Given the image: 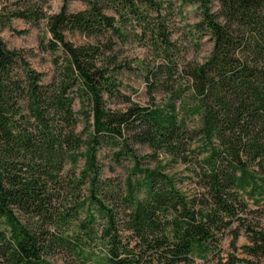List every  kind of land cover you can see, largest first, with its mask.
Returning <instances> with one entry per match:
<instances>
[{
  "label": "trees",
  "instance_id": "obj_1",
  "mask_svg": "<svg viewBox=\"0 0 264 264\" xmlns=\"http://www.w3.org/2000/svg\"><path fill=\"white\" fill-rule=\"evenodd\" d=\"M50 1L0 0L54 65L0 36V264H264V0Z\"/></svg>",
  "mask_w": 264,
  "mask_h": 264
},
{
  "label": "rangeland",
  "instance_id": "obj_2",
  "mask_svg": "<svg viewBox=\"0 0 264 264\" xmlns=\"http://www.w3.org/2000/svg\"><path fill=\"white\" fill-rule=\"evenodd\" d=\"M65 0H51L48 10L52 13L58 12L62 5L64 4ZM172 1H180V0H172ZM69 9L71 11H80L86 7V5L80 0H69ZM188 17L190 21H194L197 19L196 8L193 6L187 7ZM26 30V32L22 33V31ZM45 32V25L42 23L40 26H33L30 23L25 22L24 20L17 19L13 22L11 28L3 29L0 32V36L6 42L8 48L16 49L22 51L31 65L39 70L42 71L48 76H51L54 72V65L52 62V55L49 52H44L40 48V37ZM68 38L74 42L75 44H84L90 41L87 37L80 35L78 33L69 34ZM212 43L210 41H206L202 48L199 51L192 50L190 53L191 58H198L202 59L204 56L208 55L209 51L211 50ZM143 50L140 48H125V54L131 55L132 57L139 56L143 57ZM60 54V53H59ZM136 62L133 63V67H136ZM124 80L127 85L125 88L128 95L131 96L134 102L140 104H147L149 102V97L147 94V85L146 81L141 74L140 70L137 68L135 70H131L130 72H126L124 74ZM126 104H120L118 108H124ZM145 150L143 148L140 149V153L144 154ZM109 153L104 152L101 154V159L106 165H110L111 161L109 158ZM150 166H155L156 162H149ZM129 164H125L123 166H116V171L114 173H110L113 176H124L126 173V167ZM170 173H179L183 171V166H178L176 168L168 169ZM183 189L185 191H191L192 187L188 184H184ZM264 211V210H263ZM264 214V212H263ZM263 225H264V217H263ZM246 236H242L239 241L238 245L241 246L247 243ZM229 241H224V249H228ZM59 264H63L61 260H59Z\"/></svg>",
  "mask_w": 264,
  "mask_h": 264
}]
</instances>
